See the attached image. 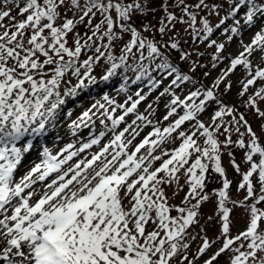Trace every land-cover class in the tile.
I'll list each match as a JSON object with an SVG mask.
<instances>
[{"label":"snow or ice","instance_id":"obj_1","mask_svg":"<svg viewBox=\"0 0 264 264\" xmlns=\"http://www.w3.org/2000/svg\"><path fill=\"white\" fill-rule=\"evenodd\" d=\"M262 106L264 0H0V264H264Z\"/></svg>","mask_w":264,"mask_h":264},{"label":"rangeland","instance_id":"obj_2","mask_svg":"<svg viewBox=\"0 0 264 264\" xmlns=\"http://www.w3.org/2000/svg\"><path fill=\"white\" fill-rule=\"evenodd\" d=\"M158 18H159V13H157L156 19H158ZM156 19H154L151 16L148 17V20H151L152 23H155ZM145 22H147V21H145ZM250 36H251V33H245V40L247 41L250 38ZM229 51L232 52L233 54H235L236 51H237L236 45L233 44L232 47L229 48ZM205 61H207V58L205 59ZM216 74H217V72H213L212 73V77H214ZM241 74L242 73L238 70L236 72V75H234L232 77V80H233L234 83L241 76ZM210 79H211V77H209V80ZM208 82L209 81H205V83H208ZM132 90L134 91L135 89H132ZM235 90L236 89L234 88V92H235ZM129 94H131V93H129ZM113 95H116V93L112 94V96ZM115 99L118 102H122L123 97L117 95ZM228 99L231 100V101H235L234 94L231 95ZM143 107L144 106L141 105V110H143ZM262 107H264V106H262ZM241 111H243V109H241ZM248 119H249L250 122H252L253 128L256 129L257 132L259 133V128H258L259 121H256L251 114L248 115ZM147 131H148V129L145 130V132H147ZM71 140H72L71 136H67L64 139L58 141L57 143L46 144V146L53 152V154H55V152L58 151L61 147H63L65 143H69V142H71ZM178 143H179V141H177V144ZM261 143L264 144V137L261 138ZM167 147L168 148H172V147H175V145L169 144V145H167ZM30 155L31 156L28 155L27 159L23 162V164L20 166L18 172L16 173L17 178L19 176H22L35 163L39 162L38 152L33 151ZM235 157H236L237 162H240L241 158L243 157V152L237 150L235 152ZM223 165L228 169V177H229V179H233V180H238L239 179V177L236 175L234 170L228 166V157L226 155L223 157ZM241 167L244 168L245 166L241 165ZM215 187H219V183H218V181L213 180L210 183L209 188H215ZM183 195H184V193L181 192L177 197H175L173 199H170L169 203L170 204H177V205L180 204V200L182 199ZM231 195H232L233 198H238V197H242L243 193H237L236 190H235V187H233L232 191H231ZM203 207H204V213L205 214H212V208H213L212 204H206ZM262 207H264V205H262ZM172 214L175 215V212H173ZM244 227H245V218L241 215L240 211L235 212V214L233 216V225H232V233H233V235H235L239 231L243 230ZM212 228H213V230L209 232L210 236H214L216 234L215 226H212ZM195 247H196V245L194 244L193 248H195Z\"/></svg>","mask_w":264,"mask_h":264},{"label":"trees","instance_id":"obj_3","mask_svg":"<svg viewBox=\"0 0 264 264\" xmlns=\"http://www.w3.org/2000/svg\"><path fill=\"white\" fill-rule=\"evenodd\" d=\"M205 62H207V61H205ZM101 71H102V68H97V69H96V72H97V73H100ZM133 89H135V88H133ZM105 91L109 92L110 95H112V94L115 93L114 89H112V88L105 89ZM113 96H114V98H116L117 95H113ZM100 98H101V96H100V95H97V94L94 92V93L92 94V96L87 97L85 100L82 101V103H83L85 106H87L88 104H90V103H92V102H94L95 100L100 99ZM65 137H67V136H65V135L63 134V132H61V134H60V136H59L58 139H57V138H54V137H50V138H49L48 140H46V141L43 140V139H41L40 143H41V144L57 143L58 141L64 139ZM36 152H37V151H36ZM29 156H31V155H29ZM27 157H28V156H27ZM27 157L25 158V160L27 159ZM25 160H24V161H25Z\"/></svg>","mask_w":264,"mask_h":264}]
</instances>
